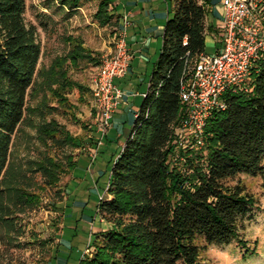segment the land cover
I'll list each match as a JSON object with an SVG mask.
<instances>
[{"label":"trees","instance_id":"trees-1","mask_svg":"<svg viewBox=\"0 0 264 264\" xmlns=\"http://www.w3.org/2000/svg\"><path fill=\"white\" fill-rule=\"evenodd\" d=\"M59 3L69 11L80 6V0ZM171 5L147 91L112 164L107 196L98 204L106 228L94 234L78 264H201L205 248L232 242L249 252L242 233L257 200L238 176L264 177V67L244 89L222 94L226 107L206 119L201 147L192 138L182 144L175 131L185 111L179 82L185 59L193 62L205 51L208 0ZM112 7L111 0H98L94 19L100 26H115ZM25 10L26 0H0V224L8 229L15 227L17 212L40 205L46 189L64 193L61 180L76 165L71 150L84 137L53 115L58 110L74 115L68 94L77 89L84 101L91 91L72 73L101 59L81 36L68 34L64 53L37 68L40 43ZM37 23L46 28L42 15ZM39 92L40 100L29 106ZM25 121L43 148L28 160V173L9 166L12 136ZM36 175L40 182H34Z\"/></svg>","mask_w":264,"mask_h":264},{"label":"rangeland","instance_id":"rangeland-1","mask_svg":"<svg viewBox=\"0 0 264 264\" xmlns=\"http://www.w3.org/2000/svg\"><path fill=\"white\" fill-rule=\"evenodd\" d=\"M97 3L98 0H80V6L76 10L69 11L60 5L59 0H26L24 18L27 23L36 25L37 39L41 48L37 68L45 69L55 56L64 53L66 45L63 37L68 34L81 36L85 46L100 52L101 57L113 48L114 24L102 27L97 23L94 19ZM41 15L47 24L46 28L40 27L37 23ZM97 69L96 66H88L73 72L72 75L88 85L91 84ZM40 79L37 75L36 83ZM40 97L41 92L32 100H28L29 106L35 105ZM68 98L75 106L74 115L58 110L53 116L72 134L85 136L88 133V126L95 123L91 110L93 96L87 92L82 97L84 101H81L77 89H73L68 94ZM34 132L33 127L25 121L12 136L9 162L12 171L21 170L28 173L26 168L28 160L42 154L43 148L37 142ZM78 150L73 149L71 152L76 156ZM67 152H70V149H67ZM180 161H184L183 158ZM33 178L34 182H40L39 175ZM238 179L257 200L258 209L252 210L253 217L246 221L242 233L249 252L245 255L244 249L236 242L228 245H210L200 255L201 264H264V177L241 174ZM68 180L69 176L61 180L59 186L62 190ZM41 195V203L38 207L26 212L19 211L14 215V228L8 229L0 224V264H48L51 259L52 249L58 236L57 225L60 221V209L57 208L60 205L57 203L63 199L64 194L58 195L56 189H46ZM63 204L62 201V209Z\"/></svg>","mask_w":264,"mask_h":264},{"label":"crops","instance_id":"crops-1","mask_svg":"<svg viewBox=\"0 0 264 264\" xmlns=\"http://www.w3.org/2000/svg\"><path fill=\"white\" fill-rule=\"evenodd\" d=\"M221 1L208 0L205 16V24L209 28L205 36L206 53L215 52L221 43L218 29L223 10ZM111 2V13L116 19L113 29L123 36L133 57L127 73L116 79L123 94L112 114L110 125L105 133L98 129L96 123L89 125L87 135L83 136V144L78 148L76 165L64 186V197L57 203L60 205L57 207L60 209L58 236L48 264H78L82 255L90 249L94 234L106 228L98 215V204L107 196L112 164L122 150L147 91L161 50L164 24L172 16L171 0ZM88 85L91 91V84ZM91 110L95 120L94 104Z\"/></svg>","mask_w":264,"mask_h":264},{"label":"built area","instance_id":"built-area-1","mask_svg":"<svg viewBox=\"0 0 264 264\" xmlns=\"http://www.w3.org/2000/svg\"><path fill=\"white\" fill-rule=\"evenodd\" d=\"M221 4L220 46L213 53H200L193 62L186 58L180 77L179 97L185 111L175 131L184 145L192 138L195 147H201L206 119L226 107L222 94L244 89L251 74L264 67V0H222ZM113 43L91 81L95 123L102 133L123 94L116 79L127 73L133 57L117 31Z\"/></svg>","mask_w":264,"mask_h":264}]
</instances>
